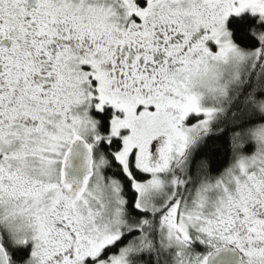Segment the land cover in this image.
I'll return each instance as SVG.
<instances>
[{"label":"snow or ice","instance_id":"6c2138e0","mask_svg":"<svg viewBox=\"0 0 264 264\" xmlns=\"http://www.w3.org/2000/svg\"><path fill=\"white\" fill-rule=\"evenodd\" d=\"M0 264H264V0H0Z\"/></svg>","mask_w":264,"mask_h":264}]
</instances>
